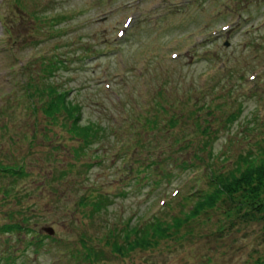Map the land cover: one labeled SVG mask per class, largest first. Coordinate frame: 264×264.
<instances>
[{"label": "rangeland", "instance_id": "1", "mask_svg": "<svg viewBox=\"0 0 264 264\" xmlns=\"http://www.w3.org/2000/svg\"><path fill=\"white\" fill-rule=\"evenodd\" d=\"M261 22L264 0H0V264H264V211L242 195L193 218L192 200L158 203L185 178L178 159L208 165L212 152L222 177L239 156L264 159ZM219 60L192 105L198 75ZM47 83L80 104L84 124L104 126L102 146L81 147L61 115L44 116ZM228 115L237 119L227 125ZM132 120L134 183L110 160ZM202 176L180 195L203 190ZM96 193L111 201L106 211L91 212ZM149 219L143 235L124 233Z\"/></svg>", "mask_w": 264, "mask_h": 264}, {"label": "trees", "instance_id": "2", "mask_svg": "<svg viewBox=\"0 0 264 264\" xmlns=\"http://www.w3.org/2000/svg\"><path fill=\"white\" fill-rule=\"evenodd\" d=\"M212 65L213 67L208 70V73L202 71L198 75L199 77L196 79V91L198 92V96L191 100V104L196 107L199 106L198 104L201 101V95L208 89L207 84L209 82V79H213L214 77H216V75L219 73L218 71L222 69V67H224L225 63L223 62V60H219ZM217 65H220L218 69L216 68ZM211 73L214 75H210ZM46 85L48 87L51 86V93L49 94V104L45 107L43 112L44 116L54 119V117L61 115L60 117H62V119H65L69 133L73 138L80 141L81 147L89 150L94 145H97L98 147L102 146L101 142L105 139V130L103 128L104 126L102 127L96 122H89L88 124H84L82 122V108L80 104L70 101L68 92L63 91L60 88L57 89L54 85H51L49 83H47ZM25 90H27V86ZM178 92L182 96L187 92V87L185 86L183 80L178 82ZM157 95H159V93H157ZM180 103L182 102L175 99L174 103H172L171 105H179ZM160 111L163 112L164 108L162 107ZM141 119L143 126L144 118L142 116L136 118V124L138 123L141 126V123L138 122ZM236 119L237 116L235 117L233 115H228L227 117H225L224 123L228 125L236 121ZM172 120V123L171 120H169V123H171V125L178 124L180 122H177V118ZM221 122H223V120ZM155 123V119L145 120V124H147L146 127H149V129L155 128ZM136 124L133 123L132 120L129 121V123L127 122L125 126L118 129V139L114 145L116 151L110 159L113 160L114 164H116V172L124 176H129V178L131 177V183L136 182V178L139 179L138 170H133V160L137 154V149L139 148V146L137 143H128L129 139L133 138V136L136 135ZM175 142L178 143L177 140ZM170 147L171 145L165 148L169 149ZM203 147L210 148L208 139L205 140V143L203 141L200 148L204 150ZM208 154H210V161L208 165L204 163L203 160L198 158L197 155H195V159L197 160L196 162L198 165L191 162L189 166L185 167V160L180 161L178 159L177 166L184 167V171L187 173H185V178L182 183H178L176 185L178 186V188H173L171 192L166 196V198L163 197L159 199L158 203L160 208L163 209L164 207L169 206L172 200L176 197H179L180 201L182 200L185 202L192 200L193 205L191 207L190 215L191 218H193L196 217L200 212L206 209L213 208L220 197L224 196L227 199H231L233 196L240 194L243 196L242 198L244 200V205L250 210V212L264 211V200L262 198V193L264 192V159L261 161L257 160L261 163L256 166H249L247 163H245L246 160L243 159L242 156H239L237 158V161L234 162V172L229 173L228 176L222 177V172L216 175L211 173L210 164L211 160L214 158V153L212 154V152H208ZM251 157H248V159H251ZM158 158L159 156L149 162V168H158L160 162V158ZM240 168H243L242 172H239ZM134 174H136V176H134ZM235 174H237V176H235ZM199 175L200 177L202 175V177L206 176V187L203 190H201V188H195L192 191L190 190L189 192H186V195H180L181 192H184V188L182 187L188 182H193V180L195 181V178ZM86 194L87 192L85 191V193L82 194L81 199H85ZM145 197L149 198L147 194L145 195ZM88 200L92 202L90 208L91 212H100L101 210L106 211L111 202L105 196L97 193ZM154 222V219H149L144 223V225H141L137 229V231L127 226L124 233L128 234L130 231H132L135 235H143L144 230L146 229L145 226L152 227V225L149 224ZM117 250L120 252L119 249Z\"/></svg>", "mask_w": 264, "mask_h": 264}, {"label": "water", "instance_id": "3", "mask_svg": "<svg viewBox=\"0 0 264 264\" xmlns=\"http://www.w3.org/2000/svg\"><path fill=\"white\" fill-rule=\"evenodd\" d=\"M45 232H46L47 234H50V233H51V231H46V230H45Z\"/></svg>", "mask_w": 264, "mask_h": 264}]
</instances>
